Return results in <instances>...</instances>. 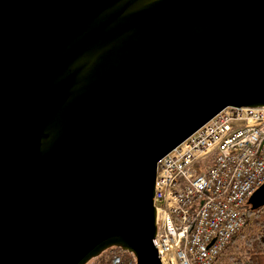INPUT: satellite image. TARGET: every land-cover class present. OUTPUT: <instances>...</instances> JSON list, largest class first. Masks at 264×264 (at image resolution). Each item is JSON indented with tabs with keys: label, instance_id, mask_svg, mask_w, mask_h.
<instances>
[{
	"label": "water",
	"instance_id": "95a60500",
	"mask_svg": "<svg viewBox=\"0 0 264 264\" xmlns=\"http://www.w3.org/2000/svg\"><path fill=\"white\" fill-rule=\"evenodd\" d=\"M263 106L264 0H0V264H164L158 162Z\"/></svg>",
	"mask_w": 264,
	"mask_h": 264
},
{
	"label": "built area",
	"instance_id": "2783aa9c",
	"mask_svg": "<svg viewBox=\"0 0 264 264\" xmlns=\"http://www.w3.org/2000/svg\"><path fill=\"white\" fill-rule=\"evenodd\" d=\"M263 184L264 106L227 107L158 162L155 245L164 264H215Z\"/></svg>",
	"mask_w": 264,
	"mask_h": 264
},
{
	"label": "trees",
	"instance_id": "16d2710c",
	"mask_svg": "<svg viewBox=\"0 0 264 264\" xmlns=\"http://www.w3.org/2000/svg\"><path fill=\"white\" fill-rule=\"evenodd\" d=\"M245 208L248 212L246 225L248 231L246 234L242 231L230 243L233 245L241 239L244 245L242 255L230 259V264H264V208L253 211L249 203L246 204ZM115 247V251H110L111 248H108L99 256L92 258L87 264H115L116 258H119L116 264H136L134 254L125 252L120 256L116 251L117 249L122 250V248L120 246Z\"/></svg>",
	"mask_w": 264,
	"mask_h": 264
},
{
	"label": "rangeland",
	"instance_id": "374dc122",
	"mask_svg": "<svg viewBox=\"0 0 264 264\" xmlns=\"http://www.w3.org/2000/svg\"><path fill=\"white\" fill-rule=\"evenodd\" d=\"M247 231H248V227L246 226V228L243 230L242 233L246 234ZM243 247H244L243 241L240 239L235 244L230 245L229 248L223 252V254L220 256V258L216 261L215 264H230V259L237 258L242 255ZM116 252L120 256L123 255V253H125L124 250H118V249Z\"/></svg>",
	"mask_w": 264,
	"mask_h": 264
},
{
	"label": "flooded vegetation",
	"instance_id": "af4514ba",
	"mask_svg": "<svg viewBox=\"0 0 264 264\" xmlns=\"http://www.w3.org/2000/svg\"><path fill=\"white\" fill-rule=\"evenodd\" d=\"M109 248H111L110 251H112V250H114L116 247H115V246H112V247H109ZM118 261H119V258H116V260H115V264H116Z\"/></svg>",
	"mask_w": 264,
	"mask_h": 264
},
{
	"label": "bare ground",
	"instance_id": "6f19581e",
	"mask_svg": "<svg viewBox=\"0 0 264 264\" xmlns=\"http://www.w3.org/2000/svg\"><path fill=\"white\" fill-rule=\"evenodd\" d=\"M159 253V252H158ZM161 257V256H160ZM163 261V260H162ZM164 263V262H163Z\"/></svg>",
	"mask_w": 264,
	"mask_h": 264
}]
</instances>
